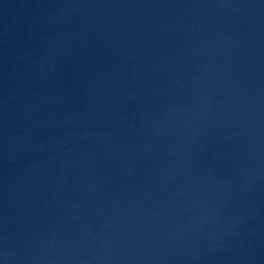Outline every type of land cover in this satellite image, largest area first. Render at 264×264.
Listing matches in <instances>:
<instances>
[{
	"label": "water",
	"instance_id": "95a60500",
	"mask_svg": "<svg viewBox=\"0 0 264 264\" xmlns=\"http://www.w3.org/2000/svg\"><path fill=\"white\" fill-rule=\"evenodd\" d=\"M0 264H264V0H0Z\"/></svg>",
	"mask_w": 264,
	"mask_h": 264
}]
</instances>
